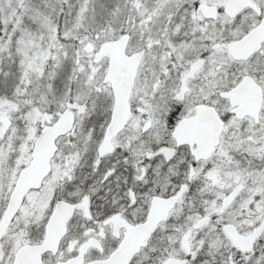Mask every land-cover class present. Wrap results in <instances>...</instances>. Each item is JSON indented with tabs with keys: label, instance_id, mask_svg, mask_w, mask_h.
Here are the masks:
<instances>
[{
	"label": "snow or ice",
	"instance_id": "obj_1",
	"mask_svg": "<svg viewBox=\"0 0 264 264\" xmlns=\"http://www.w3.org/2000/svg\"><path fill=\"white\" fill-rule=\"evenodd\" d=\"M0 264H264V0H0Z\"/></svg>",
	"mask_w": 264,
	"mask_h": 264
}]
</instances>
